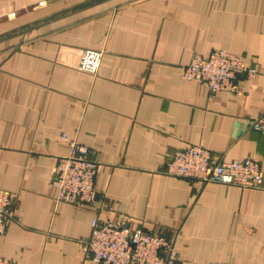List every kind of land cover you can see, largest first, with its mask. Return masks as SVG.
<instances>
[{
  "label": "crops",
  "instance_id": "obj_1",
  "mask_svg": "<svg viewBox=\"0 0 264 264\" xmlns=\"http://www.w3.org/2000/svg\"><path fill=\"white\" fill-rule=\"evenodd\" d=\"M32 22L0 40V188L14 215L0 257L101 264L80 243L98 216L174 238L177 264H264V134L247 123L264 111V0H0V34ZM87 48L103 50L94 74L77 68ZM217 48L255 68L236 91L183 77ZM68 140L95 150L88 205L55 198ZM189 145L256 159L263 187L166 174Z\"/></svg>",
  "mask_w": 264,
  "mask_h": 264
},
{
  "label": "built area",
  "instance_id": "obj_2",
  "mask_svg": "<svg viewBox=\"0 0 264 264\" xmlns=\"http://www.w3.org/2000/svg\"><path fill=\"white\" fill-rule=\"evenodd\" d=\"M102 49H84L77 68L96 73ZM255 68L245 64L237 55L222 48L207 56L193 54L183 67V77L205 85L210 93L219 90L236 91L240 76L251 78ZM248 127L264 134V111L248 120ZM60 140H67L65 134ZM70 150L59 156L53 166L52 184L56 200L88 205L96 198L94 177L98 166L95 150L76 140H68ZM165 173L195 180L201 184L217 182L240 188L260 189L263 174L259 163L252 157L231 160L218 159L211 151L199 145L176 149L165 163ZM10 194L0 188V236L13 219ZM90 233L80 243L87 260L101 264H177L179 258L174 238L162 234L132 230L125 219L104 222L94 216ZM0 264H13L0 257Z\"/></svg>",
  "mask_w": 264,
  "mask_h": 264
},
{
  "label": "water",
  "instance_id": "obj_3",
  "mask_svg": "<svg viewBox=\"0 0 264 264\" xmlns=\"http://www.w3.org/2000/svg\"><path fill=\"white\" fill-rule=\"evenodd\" d=\"M82 4H79L78 6H80ZM75 6V7H78ZM40 22H42V20H39ZM36 22H32V23H25L22 25L17 26L16 28L4 33V34H0V40H4L7 39L13 35H22L24 34L27 30H29L33 25H35Z\"/></svg>",
  "mask_w": 264,
  "mask_h": 264
}]
</instances>
